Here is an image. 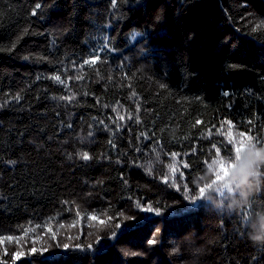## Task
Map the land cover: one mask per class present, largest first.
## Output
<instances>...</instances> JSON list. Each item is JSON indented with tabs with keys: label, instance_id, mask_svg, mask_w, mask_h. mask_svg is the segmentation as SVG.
Masks as SVG:
<instances>
[{
	"label": "trees",
	"instance_id": "1",
	"mask_svg": "<svg viewBox=\"0 0 264 264\" xmlns=\"http://www.w3.org/2000/svg\"><path fill=\"white\" fill-rule=\"evenodd\" d=\"M240 133L264 147V0H0V264H264V184L205 198L239 200Z\"/></svg>",
	"mask_w": 264,
	"mask_h": 264
},
{
	"label": "clouds",
	"instance_id": "2",
	"mask_svg": "<svg viewBox=\"0 0 264 264\" xmlns=\"http://www.w3.org/2000/svg\"><path fill=\"white\" fill-rule=\"evenodd\" d=\"M246 146L241 155V162L234 168H229V175L220 183V187L216 189L217 197L220 196V189L227 190L233 197L238 193L239 200H230L225 206L222 201L213 198L209 190L206 188L205 198L219 209H226L229 212L243 209L250 206L249 197L253 196L261 190V185L264 184V172L260 168L264 166V147H261L255 142L254 138L245 142ZM259 219L264 220V211L257 213ZM247 219H251L248 216ZM248 229L249 239L258 245H264V225L260 229L251 228L245 223Z\"/></svg>",
	"mask_w": 264,
	"mask_h": 264
},
{
	"label": "snow or ice",
	"instance_id": "3",
	"mask_svg": "<svg viewBox=\"0 0 264 264\" xmlns=\"http://www.w3.org/2000/svg\"><path fill=\"white\" fill-rule=\"evenodd\" d=\"M94 61L90 60V61H85L84 63H92ZM56 80H60V77L59 76H56L55 77ZM62 83L64 81H61ZM228 93H225V95H227ZM121 119H123V117H120ZM199 122V121H198ZM229 136L231 137V133L229 132ZM240 137L241 139L239 141H237V145L235 148H234V153H239L240 151L243 150L244 148V134L243 133H240ZM250 139V138H249ZM261 145H264V144H261ZM219 148L216 149V152H217V159L215 161H213V164L217 165L216 167V171H215V174H216V178L217 179H221L224 175H227L228 174V169L229 167H231L232 165L231 164H225L224 160L222 158H219ZM173 156H175V154H173ZM82 158L83 159H89L88 157V154L87 153H83L82 154ZM238 159V156L236 157ZM187 165H185L186 167ZM212 165H209V167H211ZM173 171H175V169L173 168ZM201 192L204 191L203 188L200 189ZM138 206L139 205V202H138ZM142 210L145 211V212H152L153 211V208L151 205H148V206H145V207H142ZM158 211V209H157ZM92 219H95V217H90ZM110 219V218H109ZM100 223H104V221H100ZM117 227H119V224L117 225ZM113 235H115V233H113ZM9 239H11L9 237ZM65 247H67V245H65ZM89 248H91V245L88 246ZM16 254H14L15 256Z\"/></svg>",
	"mask_w": 264,
	"mask_h": 264
},
{
	"label": "rangeland",
	"instance_id": "4",
	"mask_svg": "<svg viewBox=\"0 0 264 264\" xmlns=\"http://www.w3.org/2000/svg\"><path fill=\"white\" fill-rule=\"evenodd\" d=\"M224 179H225V176H223V177L219 180V182L221 183ZM220 183H219V184H220ZM223 190H224V189H220V192H222ZM225 191H227V190H224V192H225Z\"/></svg>",
	"mask_w": 264,
	"mask_h": 264
}]
</instances>
